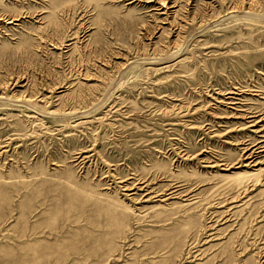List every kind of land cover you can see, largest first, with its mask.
<instances>
[{
    "label": "rangeland",
    "instance_id": "1",
    "mask_svg": "<svg viewBox=\"0 0 264 264\" xmlns=\"http://www.w3.org/2000/svg\"><path fill=\"white\" fill-rule=\"evenodd\" d=\"M0 16V264H264V0Z\"/></svg>",
    "mask_w": 264,
    "mask_h": 264
},
{
    "label": "bare ground",
    "instance_id": "2",
    "mask_svg": "<svg viewBox=\"0 0 264 264\" xmlns=\"http://www.w3.org/2000/svg\"><path fill=\"white\" fill-rule=\"evenodd\" d=\"M165 5V4H164ZM163 4L161 5L163 8H165L166 6H164ZM0 21L2 22V21H4V18H2V16H0ZM8 24H11L12 22L11 21H9V22H7ZM252 127H254V126H256V125H251ZM254 156H248L246 159H252Z\"/></svg>",
    "mask_w": 264,
    "mask_h": 264
}]
</instances>
